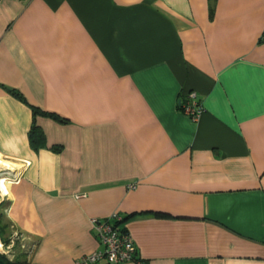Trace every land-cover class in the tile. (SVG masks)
I'll list each match as a JSON object with an SVG mask.
<instances>
[{"label": "crops", "instance_id": "crops-1", "mask_svg": "<svg viewBox=\"0 0 264 264\" xmlns=\"http://www.w3.org/2000/svg\"><path fill=\"white\" fill-rule=\"evenodd\" d=\"M132 213L118 264H264V0H0V252L78 264Z\"/></svg>", "mask_w": 264, "mask_h": 264}, {"label": "built area", "instance_id": "built-area-1", "mask_svg": "<svg viewBox=\"0 0 264 264\" xmlns=\"http://www.w3.org/2000/svg\"><path fill=\"white\" fill-rule=\"evenodd\" d=\"M185 100H180V104L184 111L193 119L200 117L204 111L202 103L197 99V92L191 90L186 94ZM134 186V184H132ZM114 215L112 218H115ZM99 239L103 245L91 254H86L78 258V264H92L98 260L105 258L113 264H118L124 260L135 259L134 251L135 243L131 235L123 231L119 226L115 225L114 220L106 219L95 223ZM10 249V245H6L0 239V250L5 252V248Z\"/></svg>", "mask_w": 264, "mask_h": 264}, {"label": "trees", "instance_id": "trees-1", "mask_svg": "<svg viewBox=\"0 0 264 264\" xmlns=\"http://www.w3.org/2000/svg\"><path fill=\"white\" fill-rule=\"evenodd\" d=\"M12 92H14L15 94H19V92L15 89H11ZM34 108V111L35 113L39 111L38 108L33 107ZM45 111V110H44ZM46 112H49V111H46ZM49 114L56 118V119H59L61 121H65L66 119L63 118V117H59V115H57L55 112H49ZM29 137H30V142H31V145L35 148V149H38L39 147L45 145L46 143V140H45V134H44V131L43 129L35 122V120L33 121V124L31 126V129L29 131ZM58 147H56L57 149ZM156 214H160L162 215L163 213H159L157 212ZM132 215H134L133 213L132 214H129L127 216H124L121 217V218H116L114 220V223L115 225L118 226V223H120V221H124L125 219H128L129 217H131ZM123 219V220H122ZM121 229L123 231H126L125 228L121 227ZM0 264H29L28 261H20V260H13V259H10L5 253H1L0 252Z\"/></svg>", "mask_w": 264, "mask_h": 264}, {"label": "rangeland", "instance_id": "rangeland-1", "mask_svg": "<svg viewBox=\"0 0 264 264\" xmlns=\"http://www.w3.org/2000/svg\"><path fill=\"white\" fill-rule=\"evenodd\" d=\"M195 120V119H194ZM4 222V221H3ZM8 230H9V232H10V229L8 228ZM14 232V231H13ZM13 232L11 231L10 233H11V235L13 234ZM6 236H9V234H7ZM12 236H14V242H13V244L15 243V245L13 246V244H12V246H11V248L13 249V251L15 250V246H16V243H17V241L19 240V236L17 237L15 234H13ZM17 237V238H16ZM7 238V237H6ZM9 238H11V237H9ZM8 238V239H9ZM9 241V240H8ZM8 241H6V243L8 244V243H10V241L8 242ZM13 241V240H12ZM4 243V242H3Z\"/></svg>", "mask_w": 264, "mask_h": 264}, {"label": "bare ground", "instance_id": "bare-ground-1", "mask_svg": "<svg viewBox=\"0 0 264 264\" xmlns=\"http://www.w3.org/2000/svg\"><path fill=\"white\" fill-rule=\"evenodd\" d=\"M1 182H2V180H1ZM3 183V182H2ZM2 186L4 187L5 185L4 184H2Z\"/></svg>", "mask_w": 264, "mask_h": 264}]
</instances>
